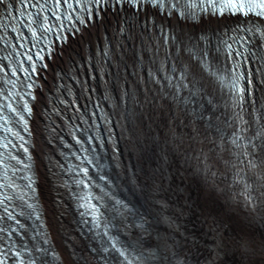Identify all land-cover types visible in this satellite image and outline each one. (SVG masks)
<instances>
[{"label": "bare ground", "instance_id": "bare-ground-1", "mask_svg": "<svg viewBox=\"0 0 264 264\" xmlns=\"http://www.w3.org/2000/svg\"><path fill=\"white\" fill-rule=\"evenodd\" d=\"M124 57L130 60L131 50H126ZM134 81L140 82L139 79ZM140 115V119L135 118L123 133L122 154L142 188L137 190L138 195L158 210L162 220L157 234L160 247L167 251L179 248L186 257L202 264H252L253 261L264 264L258 247L264 242V228L250 223L255 214L243 212L229 203L222 192L216 191L215 184L193 178L196 173L186 163L195 165L197 160L189 153L190 143L179 146L176 140L177 148L171 147L170 136L176 133L175 122H182L184 112L156 102L143 107ZM216 159L218 162L219 158ZM218 170V164L214 163L211 171L215 174ZM43 194L40 202L44 210H49L44 189ZM62 212L53 219L62 217L56 224L64 237L74 239L68 232L67 214ZM44 216L46 218L45 212ZM214 218L223 227L220 231L214 228ZM239 237L250 239L249 251L237 245ZM61 264L65 262L62 260Z\"/></svg>", "mask_w": 264, "mask_h": 264}, {"label": "snow or ice", "instance_id": "snow-or-ice-1", "mask_svg": "<svg viewBox=\"0 0 264 264\" xmlns=\"http://www.w3.org/2000/svg\"><path fill=\"white\" fill-rule=\"evenodd\" d=\"M82 2V0H75V3L79 5ZM5 0H0V5L4 4ZM21 7L26 8L28 4V0H20ZM57 5L61 6H68L69 5V0H56ZM164 3V0H92V6L95 9V15L96 18L99 19V14L100 12L104 9L105 5H107L110 8H117V9H123L125 6H131L134 10L137 11H143L145 6H151L155 8H162V4ZM177 3H179V0H177ZM209 6L214 7L218 13H222L225 10L227 11H236V12H245L246 13H251L255 11L256 9H259V12H257L258 16L264 17V0H208ZM9 6L10 0H9ZM36 5L33 4L32 7H35ZM171 8H176V4H170ZM77 10L76 7H73V12ZM19 11V9H17ZM164 15H171L172 13L167 10H163ZM189 16L195 20V14L193 13H188ZM30 15V14H29ZM39 15V14H37ZM55 15V13H53ZM71 15V14H69ZM177 15L179 16H184V12H177ZM91 15H89L88 20H91ZM79 19V18H77ZM34 20H30L29 24L24 25V27H28L31 23H33ZM52 30V25H48L47 27L43 28V32H49ZM160 33L161 36L164 38L165 46H167L169 35L168 32L164 27H160ZM33 37L37 35V33L33 30L32 32ZM58 38H60V34L58 33ZM175 39V37H173ZM35 46V45H33ZM38 55V54H37ZM206 55V53H205ZM40 59H43V57H39ZM31 59V57H29ZM33 72H35V69H32ZM183 78V77H181ZM14 111V110H13ZM30 111V109H29ZM234 144H237V141H233ZM240 146V145H237ZM245 148V151L247 149V145H243ZM251 164L252 162L249 161ZM254 167V165H253ZM86 171V170H85ZM244 193L243 195L245 196V199L247 201L248 206H251L252 208L256 207V200L255 198L251 195V192L249 191V185L247 183L244 184ZM2 203V201H0ZM95 208V206H92ZM96 227H100V223L97 218V223ZM108 225L106 224L104 227V232L103 234L105 236H108ZM111 227H115V225H111ZM132 227H138L140 229H143V223L139 225H132ZM2 231V229H0ZM143 233H141V236ZM109 240V248H106L105 251H108L109 249H113L119 253L121 257H123L122 264H133V261L129 259V255L127 252V247L124 248H117V243L118 240L117 238H114L112 236H108ZM237 245L243 249L244 251H249V245H250V239H245L244 237H239L236 241ZM260 248V256L261 258H264V242H261L260 245H258ZM137 251L138 255L134 257L135 261L137 264H152V261L155 260L156 258V252L154 250H145L143 246H141L139 243L137 245ZM0 256H3V253H0ZM0 264H4L3 259H0ZM252 264H256V261H253Z\"/></svg>", "mask_w": 264, "mask_h": 264}, {"label": "rangeland", "instance_id": "rangeland-1", "mask_svg": "<svg viewBox=\"0 0 264 264\" xmlns=\"http://www.w3.org/2000/svg\"><path fill=\"white\" fill-rule=\"evenodd\" d=\"M104 24H105V21H104ZM75 48V47H74ZM73 48V49H74ZM214 221H215V223H214V228H218L219 229V231L223 228L222 227V225H221V223H220V221L218 220V219H215L214 218Z\"/></svg>", "mask_w": 264, "mask_h": 264}, {"label": "water", "instance_id": "water-1", "mask_svg": "<svg viewBox=\"0 0 264 264\" xmlns=\"http://www.w3.org/2000/svg\"><path fill=\"white\" fill-rule=\"evenodd\" d=\"M256 221V220H255ZM263 223V225H264V222H262ZM253 225H256L257 226V224H253Z\"/></svg>", "mask_w": 264, "mask_h": 264}]
</instances>
